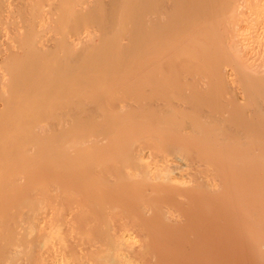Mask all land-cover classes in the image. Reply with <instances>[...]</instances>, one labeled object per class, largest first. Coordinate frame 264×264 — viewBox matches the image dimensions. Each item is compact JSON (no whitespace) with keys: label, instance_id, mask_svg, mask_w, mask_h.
Wrapping results in <instances>:
<instances>
[{"label":"bare ground","instance_id":"obj_1","mask_svg":"<svg viewBox=\"0 0 264 264\" xmlns=\"http://www.w3.org/2000/svg\"><path fill=\"white\" fill-rule=\"evenodd\" d=\"M58 256L264 264V0H0V264Z\"/></svg>","mask_w":264,"mask_h":264},{"label":"rangeland","instance_id":"obj_2","mask_svg":"<svg viewBox=\"0 0 264 264\" xmlns=\"http://www.w3.org/2000/svg\"><path fill=\"white\" fill-rule=\"evenodd\" d=\"M131 234H132L133 236H135V235L133 234V232H131L130 235H131ZM135 241H136V240H135ZM57 245H58V246L55 247V249H56L55 251H56V252L58 251L59 253L64 254V253H65V250H66V247L64 246V243H61L60 245L57 244ZM61 249H62V250H61ZM58 252H57V253H58ZM64 255H66L65 257H67V254H66V253H65ZM60 258H61V257L58 256L57 259L55 258L56 261H55V260H52L50 264H66V263H65V261H66L65 259H66V258H63V259H60ZM60 260H61L62 262H60ZM64 260H65V261H64ZM67 260H68L67 262H69V259H67ZM56 262H57V263H56Z\"/></svg>","mask_w":264,"mask_h":264}]
</instances>
